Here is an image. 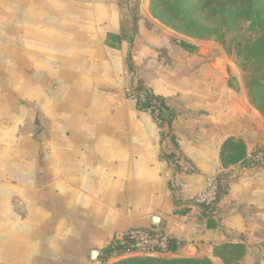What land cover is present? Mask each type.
I'll list each match as a JSON object with an SVG mask.
<instances>
[{"label":"crops","instance_id":"1","mask_svg":"<svg viewBox=\"0 0 264 264\" xmlns=\"http://www.w3.org/2000/svg\"><path fill=\"white\" fill-rule=\"evenodd\" d=\"M150 2L0 0V264H112L105 245L131 227L177 240L158 256L225 264L214 247L241 242V264H264V163L220 160L229 137L249 156L264 146V116L219 42L175 31ZM139 84L174 110L197 172L162 156L175 147L129 97ZM215 177L228 187L209 227L194 198Z\"/></svg>","mask_w":264,"mask_h":264},{"label":"trees","instance_id":"2","mask_svg":"<svg viewBox=\"0 0 264 264\" xmlns=\"http://www.w3.org/2000/svg\"><path fill=\"white\" fill-rule=\"evenodd\" d=\"M152 15L177 32L190 37L204 39L215 38L225 43L229 32H234L247 24L251 37L236 39L233 51L239 60L241 68L246 72V88L252 106L264 116V0H151ZM189 51L196 46L186 41L179 42ZM232 50V48H230ZM229 50V52L231 51ZM130 61V57L128 59ZM138 90L146 93L140 110L148 111L161 128L162 138H169L175 150L162 154L171 162L177 171L183 169L181 162L188 165L187 172H197L195 166L179 152V144L172 132V122L175 112L167 103L166 98L155 94L152 90L138 85ZM157 111V114L156 112ZM264 150L257 147L249 156L247 145L243 139L229 137L220 149V160L226 169L239 163L258 164L254 156ZM264 163V162H262ZM228 182L221 180L218 200L227 193ZM172 188V186H171ZM173 189V188H172ZM216 202V203H217ZM215 203V204H216ZM214 204V205H215ZM214 205H201L208 211V226L215 227L212 219ZM186 210L177 213H185ZM177 240L170 238L168 254L177 251ZM247 253V245L241 242H223L214 247V255L220 257L225 264H241ZM111 255L110 243L105 245L102 261H107ZM112 264H215L209 257H177V256H128L112 262Z\"/></svg>","mask_w":264,"mask_h":264},{"label":"built area","instance_id":"3","mask_svg":"<svg viewBox=\"0 0 264 264\" xmlns=\"http://www.w3.org/2000/svg\"><path fill=\"white\" fill-rule=\"evenodd\" d=\"M129 97L138 105H142L146 93L131 88ZM151 111V108L148 110ZM157 114V111H155ZM259 163L264 162V150H261L254 156ZM221 178H211L207 188L194 198L195 204L212 206L217 202ZM111 255L107 261L111 262L128 256H158L168 254L170 236L165 231L145 228L131 227L119 234L112 242Z\"/></svg>","mask_w":264,"mask_h":264},{"label":"rangeland","instance_id":"4","mask_svg":"<svg viewBox=\"0 0 264 264\" xmlns=\"http://www.w3.org/2000/svg\"><path fill=\"white\" fill-rule=\"evenodd\" d=\"M250 37H251V32L248 30L247 24H243V26L239 28L238 30H235L234 32H229L227 34L225 43L222 44L220 41H218L221 44V47H223L224 51L228 54L230 58L234 60L235 64L237 65L239 69V73H240L239 79L242 81V86L246 89V91H247L246 72L241 68V65L239 64V60L235 54V51H233V44L236 39H247ZM204 39L207 40L211 38L205 37ZM230 48H232V50ZM229 50L231 51L229 52ZM239 79H238V84L240 83Z\"/></svg>","mask_w":264,"mask_h":264},{"label":"water","instance_id":"5","mask_svg":"<svg viewBox=\"0 0 264 264\" xmlns=\"http://www.w3.org/2000/svg\"><path fill=\"white\" fill-rule=\"evenodd\" d=\"M158 223H156V225H157ZM99 250H96V249H93V250H91L90 251V257H91V259H97L98 258V256H99Z\"/></svg>","mask_w":264,"mask_h":264}]
</instances>
